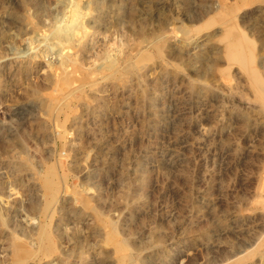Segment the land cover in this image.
Listing matches in <instances>:
<instances>
[{
	"label": "rangeland",
	"instance_id": "rangeland-1",
	"mask_svg": "<svg viewBox=\"0 0 264 264\" xmlns=\"http://www.w3.org/2000/svg\"><path fill=\"white\" fill-rule=\"evenodd\" d=\"M232 5L264 74V2L0 0V264H16L15 245L25 264H228L254 245L238 264H264V111L222 54L216 19ZM58 33L98 75L65 112L49 109ZM139 52L152 55L141 69L103 70V53L126 71Z\"/></svg>",
	"mask_w": 264,
	"mask_h": 264
},
{
	"label": "bare ground",
	"instance_id": "bare-ground-1",
	"mask_svg": "<svg viewBox=\"0 0 264 264\" xmlns=\"http://www.w3.org/2000/svg\"><path fill=\"white\" fill-rule=\"evenodd\" d=\"M251 1L252 2L254 1V2H257V3H258V1L264 2V0H251ZM247 3L249 4L250 2H247ZM242 8H243V6H242ZM226 9L227 8H225L223 11L220 9L221 11L220 10H219L220 12L218 11L219 14L217 12L218 19H216V21H219V19H220V21L222 19H224L223 23H222L223 24V30L221 32V35L219 36V41L221 42L222 54L226 58L228 64H230V65H233V64L236 65L237 64L238 68L240 67V69L244 71V73L246 74V78H247L248 84H249V86H250V88H251V90L253 92L254 98L261 105V107H262V109L264 111V74H263L262 71L259 70V68L256 65V55L254 53L253 54H248V51L253 49L254 43H253L252 39H250L247 36V34L238 27V25H237V23L235 21V16H236V7H235V5L234 6L232 5V7L228 8L227 10ZM239 11H237V12H239ZM78 15H81V14H77V16ZM75 20L77 21L78 24L72 23L73 25L74 24L77 25V26L74 25L75 26L74 28L80 26V23H79L80 22V17L78 16V18L77 19L75 18ZM83 27H84L83 30H85V25ZM65 29H67V28H65ZM83 30H81L80 34H82ZM64 31L65 30H63V32ZM67 31H66V34H67ZM73 31H74L73 29L71 31V29L69 28V33L70 32L73 33ZM186 31H188V30H186ZM181 32H182V30H181ZM85 33L88 34L86 31H85ZM58 34H56L57 35L56 43L57 44L59 43L61 48H60V51L58 50L59 48L57 49V47H56V49L59 51L58 53L61 56V59L58 62L59 65L57 63V65H58L57 66V71L55 70L56 71V78H55L54 82H55V86L56 87H55V91H52L51 95H50V100H52V104L50 105L49 109L51 111H55L56 110L58 112H65L66 110L68 111V110L72 109L70 107L69 103H68V96L71 93L74 94V92H73L74 89L76 90L77 88H80L83 84H85V82L90 81L92 79L91 75H96V74H94V73L92 74V72H95V71H89L90 68H89V70H86L84 68L83 64L78 60L79 57L74 59L76 57L75 56L73 58V53L70 50V45H66V43L67 44H69V43L68 42H65V43L63 42V41H65L66 38L60 37V34L59 35ZM61 34H63V33L61 32ZM73 36L74 35H72V36L70 35L69 37H73ZM52 37L55 38L54 35ZM64 37H65V35H64ZM82 37H83V35H82ZM85 38H82V39H85ZM50 39H52V41H54L53 38H50ZM71 42H73V41H70V43ZM78 43H80V42H78ZM73 44H74V42H73ZM82 45H84V41H81L80 46H82ZM164 45H165V41H163V40L156 41L155 40V47L154 48H155V53L158 56H163L164 55L163 54L164 53L163 52L164 51ZM52 46L55 47L54 44ZM60 46H58V47H60ZM139 48L140 47H137V49H139ZM139 53H141V52H139ZM104 54L105 53H103L101 55V57H100L101 59H105L103 61V63H102L104 65V68L102 66L103 70L105 69V71H108L107 74H110V75L112 74V75H114L115 77H118V78H120L119 76L122 77V75H124V73H128V72H131V71H134V70L136 71L138 69H141L142 66H143V62L145 60H147L150 56L152 57V55H150V54L148 55V53L146 54L145 52H143V54L142 53L141 54L137 53L139 55V56H137L139 59L136 57L138 60L135 61V62H132L133 64L130 61H128V63L130 62L132 64V65L130 64L132 67L129 68V69L127 68L126 71H124V68H126L127 65L124 68H122L119 63H117L114 60L109 59ZM59 55H58V57H60ZM101 59H99V61L97 63L101 64V61H102ZM99 67L101 68V66H99ZM99 67H98V71L100 70ZM96 76H98V75H96ZM93 78H95V76ZM76 91H78V89ZM56 114H57V112H56ZM60 128H63V127H60ZM21 169H23V168H21ZM55 175H56L55 171L53 169H49L47 171V173H45L43 176H40V179H41L42 184H43V186L45 188V191L49 194V195L47 194L49 197L46 200V202L44 204V207H42L43 210L44 211L47 210V212L50 209V207L55 203V201H56L55 198L58 197L57 195L59 194V191H60V184L56 181ZM88 201L90 203V200H88ZM86 202H87V198H86ZM89 203H87V204H89ZM88 207H89V205H88ZM252 209L260 211L264 215V169H263V172L261 173V175L259 176V182H258V185L256 187V197H255V199L252 202ZM47 212H46V214H47ZM101 222H103V221L101 220ZM40 237H41L40 241H42V243H44L43 241H45V240H48V241L51 240V238H50L51 235H50V232L48 230V226L46 225V223L41 226ZM259 239L260 240H259L257 245L260 248H263L264 247V235H262V237L259 238ZM43 246H45V245L43 244ZM125 246L126 245H124V247ZM255 246H256V244H255ZM253 247H254V245H253ZM253 247L250 250H247L245 253H242V255H240L239 257H237L235 260H233L231 263H228V264H238V263H242V262H245V261L253 258L254 255L256 254L255 251L252 250ZM29 254L30 253L28 251L23 250L22 247H20V246H16L15 245V247L13 249V256H14V259H16V264H25L24 258H26V256H28ZM126 255H124V256H126ZM133 264H142V263L141 262H139V263L136 262V263H133Z\"/></svg>",
	"mask_w": 264,
	"mask_h": 264
}]
</instances>
